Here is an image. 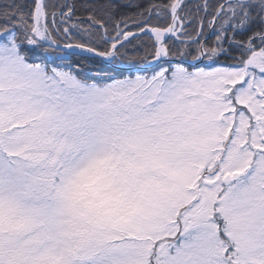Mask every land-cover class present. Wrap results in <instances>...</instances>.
<instances>
[{
  "label": "snow or ice",
  "instance_id": "obj_1",
  "mask_svg": "<svg viewBox=\"0 0 264 264\" xmlns=\"http://www.w3.org/2000/svg\"><path fill=\"white\" fill-rule=\"evenodd\" d=\"M0 264H264V0H0Z\"/></svg>",
  "mask_w": 264,
  "mask_h": 264
}]
</instances>
